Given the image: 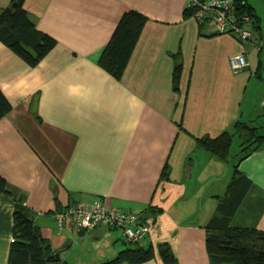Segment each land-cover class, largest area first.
Returning <instances> with one entry per match:
<instances>
[{
	"label": "crops",
	"instance_id": "crops-1",
	"mask_svg": "<svg viewBox=\"0 0 264 264\" xmlns=\"http://www.w3.org/2000/svg\"><path fill=\"white\" fill-rule=\"evenodd\" d=\"M10 1L0 0V12ZM189 1L24 0L31 20L56 45L29 67L0 43V90L12 105L0 119V176L25 195L63 261L79 230L57 227L54 213L75 201L101 199L141 213L150 227L142 245L156 249L166 241L180 264H209L203 227L236 157L219 160L196 141L232 131L236 121L261 119L263 127L264 74L261 60L260 72L253 70L254 46L184 18ZM127 10L147 21L117 80L97 60ZM243 53L246 67L234 70L229 58ZM254 147L239 164L251 185L231 224L264 230V140ZM165 164L167 181L161 178ZM13 209L14 201L0 194V264L8 260ZM79 237L81 243L88 235ZM115 237L101 264L121 250ZM143 264L162 262L155 257Z\"/></svg>",
	"mask_w": 264,
	"mask_h": 264
},
{
	"label": "trees",
	"instance_id": "trees-1",
	"mask_svg": "<svg viewBox=\"0 0 264 264\" xmlns=\"http://www.w3.org/2000/svg\"><path fill=\"white\" fill-rule=\"evenodd\" d=\"M197 1L200 2V0ZM233 2L232 16L235 24L247 28L251 34L254 33L256 40L261 39L260 17L249 0H233ZM23 3L24 0H11L9 5L2 8L0 43L9 48L29 67H35L54 48L56 40L36 27ZM195 10V4H188L183 10V17L192 18ZM146 21L147 17L136 10H127L120 16L97 60L98 65L113 78L118 80L123 75ZM198 24L200 27L208 28L212 34H221L212 31L204 22ZM261 49L262 47L260 51ZM174 60L173 82L177 86L181 73V60L178 53L174 55ZM260 67L259 59L257 73L260 72ZM262 106L264 107L263 104ZM11 109V102L0 90V119L5 117ZM263 127L256 122L236 121L232 131H223L215 136H202L196 141L197 148L208 151L219 160L229 162L232 140L235 136L240 139V150L237 152L236 160L231 164V177L224 192L214 196L215 209L203 227L209 264H264V230L231 224L233 216L251 185L250 178L240 170L239 164L249 155V150H252L253 146H256L253 148L256 149L264 140ZM161 178L165 181L170 180V168L167 164L163 167ZM0 194L14 201L12 238L7 264H67V261L61 259L56 261L50 257L57 251L52 248L35 223L34 212L27 206L25 195L11 190L2 176H0ZM133 213L138 217L137 225L147 227V232L138 242H134L128 240L119 230L126 247L114 258L102 264H143L155 257H158L162 264H180L179 257L172 251L168 242L158 243L156 249L142 245L141 241L149 234L150 227L141 213ZM105 228L111 231L118 230ZM77 229L79 235L88 232V229Z\"/></svg>",
	"mask_w": 264,
	"mask_h": 264
},
{
	"label": "built area",
	"instance_id": "built-area-1",
	"mask_svg": "<svg viewBox=\"0 0 264 264\" xmlns=\"http://www.w3.org/2000/svg\"><path fill=\"white\" fill-rule=\"evenodd\" d=\"M190 3L196 5L192 18L197 23L204 22L212 31L230 35L241 43L250 39V31L235 24L232 16L233 0H200V2L190 0L188 4ZM229 65L234 70L244 69L247 65L246 56L244 54L231 56ZM261 103L264 105V96ZM54 218L58 226L66 224L81 229L99 226L118 229L128 240L134 242H138L148 230L145 226L137 225L138 217L135 213L119 210L100 200L93 203L75 202L64 209L57 210Z\"/></svg>",
	"mask_w": 264,
	"mask_h": 264
},
{
	"label": "rangeland",
	"instance_id": "rangeland-1",
	"mask_svg": "<svg viewBox=\"0 0 264 264\" xmlns=\"http://www.w3.org/2000/svg\"><path fill=\"white\" fill-rule=\"evenodd\" d=\"M249 2L255 8V10L257 11L261 19L260 24L262 27V37L261 39L256 40L254 33H252L250 39L244 43H246V45L254 46L255 48L249 51V57L253 58L252 59L253 70L256 69L258 60L260 59L262 61L261 72L264 74V48L261 49L260 51V48L264 47V0H249ZM247 93L248 95H250L251 98L255 97L252 91V87L248 90ZM246 104L247 103L245 102V107H246ZM249 105L251 107L252 102H249L248 107ZM259 123H262L261 119L256 122V124H259ZM239 143L240 141L238 137L235 136L231 143L230 158L235 159V157L237 156V152L240 150ZM56 226L61 227V226H58L57 223H56ZM88 231L89 232L86 233L88 237L84 239L81 243H78V240L80 239V237L77 234V232L74 230V235H73L74 239L72 241H73V244L75 243L76 244L73 246L72 250L68 252V254H66V260L68 264H101L99 262V259H101L102 257H105L106 253H109L111 249V243L113 241L117 242V238L115 237L117 235H118V242L119 244H121V247H122L121 250L125 249L126 247V244L121 243L123 241V238L121 237V232L119 230L111 231L104 227L99 226L94 230L93 228L88 229ZM97 233L100 234L99 237H95Z\"/></svg>",
	"mask_w": 264,
	"mask_h": 264
},
{
	"label": "water",
	"instance_id": "water-1",
	"mask_svg": "<svg viewBox=\"0 0 264 264\" xmlns=\"http://www.w3.org/2000/svg\"><path fill=\"white\" fill-rule=\"evenodd\" d=\"M13 6H15V4H13ZM51 258L55 259L56 261H59L61 258H60V255L58 252H55L53 255L50 256Z\"/></svg>",
	"mask_w": 264,
	"mask_h": 264
},
{
	"label": "clouds",
	"instance_id": "clouds-1",
	"mask_svg": "<svg viewBox=\"0 0 264 264\" xmlns=\"http://www.w3.org/2000/svg\"><path fill=\"white\" fill-rule=\"evenodd\" d=\"M262 101V100H261ZM59 253V252H58ZM60 255V254H59Z\"/></svg>",
	"mask_w": 264,
	"mask_h": 264
}]
</instances>
